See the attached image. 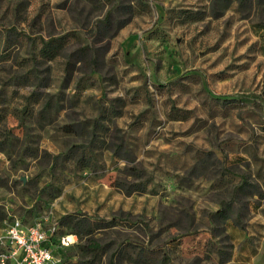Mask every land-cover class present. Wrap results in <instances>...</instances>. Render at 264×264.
<instances>
[{
  "label": "rangeland",
  "instance_id": "1",
  "mask_svg": "<svg viewBox=\"0 0 264 264\" xmlns=\"http://www.w3.org/2000/svg\"><path fill=\"white\" fill-rule=\"evenodd\" d=\"M71 214L64 264H264V0H0V234Z\"/></svg>",
  "mask_w": 264,
  "mask_h": 264
},
{
  "label": "built area",
  "instance_id": "2",
  "mask_svg": "<svg viewBox=\"0 0 264 264\" xmlns=\"http://www.w3.org/2000/svg\"><path fill=\"white\" fill-rule=\"evenodd\" d=\"M49 220L47 217L34 218L26 223L16 217L5 222L0 234V244L4 248L0 264H64L62 253L77 243V236H61L55 244L59 226Z\"/></svg>",
  "mask_w": 264,
  "mask_h": 264
},
{
  "label": "trees",
  "instance_id": "3",
  "mask_svg": "<svg viewBox=\"0 0 264 264\" xmlns=\"http://www.w3.org/2000/svg\"><path fill=\"white\" fill-rule=\"evenodd\" d=\"M54 42H56V41L55 40H51L48 43L51 45ZM54 56H55V54H54ZM132 173L133 174H138V170L135 169V172L133 171ZM137 190L143 191L144 188H143V186H141L140 189L138 188ZM212 217H213V221H215L216 223H219V222H221V220H226V219L229 218L227 216L226 208H223V209H220V210L216 211L214 214H212ZM57 224L59 226V230H58V233L56 234V237H55V244L58 243V239L61 236L75 235L73 233H66L64 231L63 225L64 226H69L70 228H75L77 224H84V225H86L88 227H91L90 223L88 221V218H80V217H78L76 215H72V214L63 217L59 222L57 221ZM89 229L87 230V234H91L92 233V230H89ZM100 249H101V245L98 244L95 240H92L91 243H89L87 246H85V250L88 253H92V252L94 253V252L99 251ZM62 255H63L64 261H65L67 259L66 253H62Z\"/></svg>",
  "mask_w": 264,
  "mask_h": 264
},
{
  "label": "bare ground",
  "instance_id": "4",
  "mask_svg": "<svg viewBox=\"0 0 264 264\" xmlns=\"http://www.w3.org/2000/svg\"><path fill=\"white\" fill-rule=\"evenodd\" d=\"M72 239V238H71Z\"/></svg>",
  "mask_w": 264,
  "mask_h": 264
}]
</instances>
